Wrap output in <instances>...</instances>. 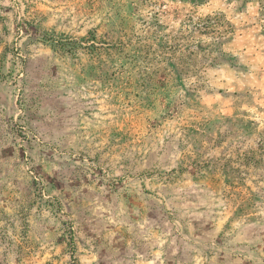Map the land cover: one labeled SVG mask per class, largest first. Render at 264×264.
Returning a JSON list of instances; mask_svg holds the SVG:
<instances>
[{"label":"rangeland","instance_id":"1","mask_svg":"<svg viewBox=\"0 0 264 264\" xmlns=\"http://www.w3.org/2000/svg\"><path fill=\"white\" fill-rule=\"evenodd\" d=\"M0 264H264V0H0Z\"/></svg>","mask_w":264,"mask_h":264}]
</instances>
